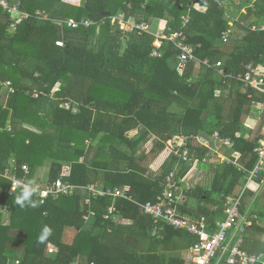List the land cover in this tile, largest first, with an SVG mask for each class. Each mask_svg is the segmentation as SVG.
<instances>
[{
  "label": "trees",
  "instance_id": "trees-1",
  "mask_svg": "<svg viewBox=\"0 0 264 264\" xmlns=\"http://www.w3.org/2000/svg\"><path fill=\"white\" fill-rule=\"evenodd\" d=\"M9 1L31 16L12 28L10 15L0 10V77L10 80L14 88L7 106L0 105V171L6 168L5 159L14 157L19 178L25 176L22 165L29 163L31 181L44 159L53 157L59 161L52 164L50 182L63 176L78 185L129 186V193L139 202L155 201L171 169L150 171L148 164H142L146 156L136 154L138 146L156 135L152 154L158 156L173 131L191 137L209 136L218 130L234 145L231 161L221 164L212 190L223 196L234 194L244 175L240 166L250 170L257 162L254 148L259 135L249 140L241 132L253 105L264 104V95L238 93L226 115L222 81L212 66L221 61L226 72L236 74L246 72V65L264 66V31L246 28L239 38L230 32L224 42L231 22L219 0H196L204 9L193 7L192 0H87L81 6L63 0ZM119 9L124 19L114 23ZM38 10L48 19L39 18ZM184 15L191 17L183 30L201 65L197 81L191 77L195 60L188 63L183 74L170 65V59L177 60L180 54L172 41L148 31L126 32L122 27L131 16L144 24L168 19V33L182 29ZM82 19L92 24L77 28L66 24ZM97 34L100 42L94 49ZM61 39L64 46L57 45ZM57 85L54 100L51 94ZM35 92L37 97H33ZM65 103L76 104L77 111L66 108ZM10 110V130H5ZM205 110L218 120L215 125L203 118ZM20 118L43 127V132L25 128ZM137 126L142 127L140 134L131 138L128 132ZM48 127L58 128L57 138ZM99 136L96 145L87 144ZM208 151L195 146L193 155L202 160ZM60 160L70 162L68 174H63ZM9 186L10 182L0 177V264H9L5 250L11 244L23 247L24 257L18 264H185L184 251L199 240L184 229L164 222L156 224L136 203L124 198H118L116 205L131 223L113 224L109 232L111 221L103 216L112 197L95 198L89 207L84 206L82 194L33 196V200L43 199L44 203L22 208L15 203L21 189L10 194ZM225 198L217 202L221 208ZM6 206L11 207L9 224L2 222ZM90 208L96 217L87 229L83 214ZM205 216L214 227V217ZM157 225L162 227L159 238L152 235ZM45 227L51 234L41 243L39 237ZM67 228L77 231L71 242L64 240ZM12 231L23 234L16 236ZM142 240L147 241L145 249L139 247ZM49 244L57 247L55 254L47 253Z\"/></svg>",
  "mask_w": 264,
  "mask_h": 264
},
{
  "label": "built area",
  "instance_id": "built-area-1",
  "mask_svg": "<svg viewBox=\"0 0 264 264\" xmlns=\"http://www.w3.org/2000/svg\"><path fill=\"white\" fill-rule=\"evenodd\" d=\"M0 10L10 15L12 19L11 27L16 28V25L24 20H27L31 14L22 10L18 5L11 4L9 0H0ZM36 15L41 19H48V15L45 16L43 11H36ZM182 29L171 31L164 34H157L158 38H167L172 41L179 49L180 54L177 57V68L179 71H183L186 65L195 60L194 46L187 41V35L183 28L187 27L190 22V15L182 16ZM66 24L69 27L77 28L81 24L89 26L92 21L82 19L81 22L76 20H68ZM122 27L128 31L140 30L150 32L149 25L144 23H137L133 21H127L122 24ZM264 31V25L259 27ZM225 33L223 41L228 40V34ZM159 42V41H158ZM58 46H64V40L57 41ZM205 64H209L208 60L204 61ZM218 68V72L225 78L233 79L240 84L242 92H246L249 96L253 94L264 95V72H260L256 68L247 67V71L244 73L226 72L222 68V62L219 61L215 64ZM6 84L11 86V91H14L11 81H7ZM66 108H72L74 112L77 111L76 106H71L69 103H65ZM216 137H219V132L214 133ZM191 137L179 134L172 136L166 142V151L168 152V158L170 160L177 158L180 162H188L191 159L189 141ZM198 144L210 147V141L207 137L196 136ZM222 144L232 148L233 141L229 138H220ZM254 152L257 155V162L254 167L247 172L246 183L240 194L232 197H227L226 207L224 210V216L222 219L214 221V227L208 222L206 216L199 217L197 219H190L183 216L178 208L179 203L183 198V188L181 186V180L179 174L175 169L170 170L166 176L163 184L162 192L157 196L155 201L139 202L129 193L130 187H115L104 188L94 184L78 185L71 183L70 181L58 177L54 182H34L33 186L36 188V192L33 196L37 198H47L52 196L59 198L61 196H72L82 194L84 206L91 207L93 199L102 197H112L113 202L107 207L104 213V219L111 221L108 225V231L111 232L114 228L113 224L128 223L122 217L121 211L117 208L116 200L118 198H124L136 203L141 212L145 215L153 218L154 222H164L177 229H184L191 234L199 238L190 248L184 251L185 264H264V256L258 254H251L244 249V238L248 227L253 223L251 214H242L241 202L242 195L249 188L250 184L256 182L264 174V132L257 140V145L254 148ZM22 169L25 172L24 178H19L15 169L6 166L3 171H0V177L7 179L10 182L9 192L12 194L15 190L21 189L17 187L15 190L12 188L14 181H29V166L23 164ZM96 217V211L92 208L88 209L83 214V220L88 223H93ZM160 230L162 227L156 226L152 231V235L160 237ZM57 251V247L50 244L47 247V253L52 254Z\"/></svg>",
  "mask_w": 264,
  "mask_h": 264
},
{
  "label": "crops",
  "instance_id": "crops-1",
  "mask_svg": "<svg viewBox=\"0 0 264 264\" xmlns=\"http://www.w3.org/2000/svg\"><path fill=\"white\" fill-rule=\"evenodd\" d=\"M123 1V0H119ZM259 0H219V3L221 4L226 17L231 22V28L230 31L233 33L234 38H239L240 36L236 37L235 34V27L238 26L237 24H242L245 26L244 30L246 28H251L252 30H261L259 27L264 25V0L260 3V6L258 7ZM63 2H68L74 5H85L87 0H63ZM191 5L198 9H204L196 0L191 1ZM124 19V12L122 9H119L117 15L113 18V22L117 23L118 21H121ZM130 21L137 22V16H131L129 17ZM167 23L168 19H154L149 23V29L150 33L152 34H164L167 30ZM263 31V30H262ZM225 42V41H224ZM195 65L194 68L191 71V77L194 81H197L200 74L201 65L200 62L195 59ZM170 65L174 68H177V60L175 58H171L169 61ZM216 73L217 78L221 79V91L224 95H230L231 98L233 96L237 95L238 93H244L242 92L240 88V84L236 82L233 79L225 78L218 72L217 66L215 64L212 66ZM247 67H251L246 65ZM188 64L183 69V71H179L181 74L184 72H187ZM224 68V67H222ZM256 68L260 72H264V66L259 65L257 67H251ZM178 69V68H177ZM225 69V68H224ZM9 80H4L0 77V105L3 107L7 106L9 95L12 93L11 86H8L6 82ZM246 93V92H245ZM226 95V96H227ZM38 93H33V97H37ZM52 99L57 100V97L54 96V92L51 94ZM74 106H77L76 104ZM253 106L258 108L260 110L264 108L263 103H255ZM178 109L177 107L174 108V110ZM253 109L251 110L250 118L245 121L243 124V129L241 134L245 135V137L249 140L254 139L257 135L261 137L262 133L264 132V116L258 117V119H253L252 114ZM260 112V111H259ZM203 112V118H205L209 123H212L214 120L217 122L218 120L214 117L206 118L204 117ZM260 115H264V112H261ZM259 115V116H260ZM247 116V117H248ZM213 118V119H211ZM51 120L52 118L49 117ZM21 122L23 126L27 129H30L32 131H35L38 134H41L43 132V127L35 126L32 123L25 122L23 119H21ZM260 120V123H259ZM10 121H11V110L9 111L7 120H6V126L5 130H10ZM141 126L132 127L130 131L128 132L129 136L131 138H137L141 131ZM49 131L53 132L54 136L57 138L59 134L58 128L48 127ZM219 132L218 130H215L213 134L209 136L204 135H196V136H204L207 137L210 141V147H205L197 143L195 137L192 136V138L189 141L190 146V153H191V159L188 162H180L178 160L173 161L168 158V152L165 149L158 155L154 156L152 154V149L155 146V143L158 139L156 135H152L147 141H144L140 144L143 148L146 150L144 151V155L147 158V161H142L143 165L149 166L150 171L153 172H159L161 170H165L168 167H172L177 171L179 174V179L181 180V186L183 188V198L181 202L179 203V210L183 216H186L190 219H197L198 216L202 217L205 216V214H209L212 217H214V220L222 219L224 216V208H221L217 202H219V199L221 197H232L236 196L234 194H230L227 196H223V193H220V195L216 192H213L212 185L213 182L218 175L219 172H221L223 163H229L231 161L230 159V151L233 148H230L227 145L222 144L220 138H222L219 134V137L215 136V132ZM57 132V134H56ZM180 133L178 131H173L172 135H179ZM249 135V136H248ZM250 135H254L253 138H249ZM230 139V138H229ZM93 140V139H92ZM90 142V143H89ZM87 144H91V139L87 140ZM234 145V142H233ZM195 146L196 147H205L209 151L207 155L200 160L198 157H195L193 153L195 152ZM137 156H139L138 152L136 153ZM7 160V165L5 166L12 167L15 169L17 173V166L14 162V157H11ZM83 160V158H81ZM55 161H59L53 157H47L44 159L43 163L37 167V170L33 176V179L31 181L33 182H46L49 181L50 177V171L52 164ZM60 162L63 164V174H68L70 171V162L66 160H60ZM145 162V163H143ZM5 163V161H4ZM24 164H27L29 166L28 162H24ZM23 166V165H22ZM30 168V167H29ZM69 169V171H68ZM240 170L244 173L243 177L241 178V185L242 190L245 186L246 179L244 182L243 178H247V172L249 171L243 166H240ZM251 170V169H250ZM24 171V170H23ZM30 172V169H29ZM18 175V174H17ZM29 175V174H28ZM42 177V178H40ZM46 179V180H45ZM251 186V187H250ZM250 188L244 192L246 195V200L243 204H241V212L242 214H251L254 216L255 224L248 227L245 238H244V249L247 250L249 253L251 251L260 250L259 255L264 256V174L261 176L259 180L256 182H253L250 184ZM241 190V191H242ZM1 187H0V195H1ZM237 192V191H235ZM221 213V216L219 217ZM11 220V207L6 206L3 210L2 215V222L4 224H9ZM128 223H121V224H130ZM91 222H88L86 224V228L89 229ZM12 234L22 235V232L18 231H12ZM12 245V244H11ZM50 245V244H49ZM54 245V244H53ZM16 246V245H12ZM22 247V246H20ZM10 245L7 246L5 250V254L9 258V264H18L20 260L24 257V250L22 252H18L19 256L16 253H10L8 250H10ZM23 249V247H22ZM21 251V250H20ZM22 253L23 255H20ZM255 254V253H251Z\"/></svg>",
  "mask_w": 264,
  "mask_h": 264
},
{
  "label": "rangeland",
  "instance_id": "rangeland-1",
  "mask_svg": "<svg viewBox=\"0 0 264 264\" xmlns=\"http://www.w3.org/2000/svg\"><path fill=\"white\" fill-rule=\"evenodd\" d=\"M47 14L45 13V16H46ZM133 22H135V21H133ZM150 25V24H149ZM238 26H236L235 27V34H236V37H238V36H240L241 34H242V32L244 31V28H245V26L244 25H242V24H237ZM126 32L128 31V28L126 27ZM126 34H128V33H126ZM99 42H100V35L99 34H97L96 36H95V38L93 39V42H92V44H93V48L94 49H96L97 48V46H98V44H99ZM225 45V44H224ZM226 46V45H225ZM188 71V70H187ZM62 84V83H61ZM60 84V85H61ZM60 85H57V87L55 88V91H54V93L56 92V90L60 87ZM227 95V94H226ZM224 96L225 97V100H226V103H225V114L227 115V112H229V108H230V104H231V102H232V98H231V96L230 95H227V96ZM254 111H253V113H251L252 114V118L253 119H258V117H263L264 115H260V113L261 112H264V108L263 109H261L260 108V110L257 108L256 109V107L255 106H253V108H252ZM260 111V112H259ZM260 115V116H259ZM204 117H206V118H210V117H212V114H211V112L209 111V110H205V113H204ZM247 118L249 119L250 118V116H248V117H245V121L247 120ZM211 119H213V118H211ZM259 123H260V120H259ZM212 125H215L216 124V121L214 120L212 123H211ZM56 134H57V132H56ZM249 136V135H248ZM254 137V135H250V137L249 138H253ZM99 140H100V136L98 137V138H96V139H91V144H97L98 142H99ZM119 142V141H118ZM90 143V142H89ZM125 149H127V150H129L128 148H126V146L124 147ZM143 150H146L145 148H143L142 146H138V148L136 149V152H138V154L140 155V154H143L144 153V151ZM143 163H145V162H143ZM173 167V166H172ZM172 167H170V169L172 170L173 168ZM167 169H169V167L167 168ZM40 178H42V177H40ZM244 179V182H245V179H246V177L245 178H243ZM46 180V179H45ZM241 183V182H240ZM242 186H243V184L241 185V184H239L237 187H236V189H235V191H237V192H234V195H238V194H240V192H241V190H242ZM251 187V186H250ZM249 187V188H250ZM246 195L247 194H243L242 195V204L245 202V200H246ZM76 229L75 228H67L66 229V231H65V234H64V240L66 241V242H71L72 240H73V238H74V236H75V234H76ZM140 243V245H139V247L141 248V249H145L146 247H147V241H144V240H142V241H140L139 242ZM10 247H11V249L10 250H8L10 253H16L18 256H19V254H18V252L17 251H19V252H22L23 253V249H22V247H20V246H12V245H10ZM21 250V251H20ZM22 253H20V255H23ZM52 254H55V253H52Z\"/></svg>",
  "mask_w": 264,
  "mask_h": 264
},
{
  "label": "clouds",
  "instance_id": "clouds-1",
  "mask_svg": "<svg viewBox=\"0 0 264 264\" xmlns=\"http://www.w3.org/2000/svg\"><path fill=\"white\" fill-rule=\"evenodd\" d=\"M33 183V181H14L12 184L13 190L22 185L20 194L15 198V203L22 208L25 206L37 207L39 204L44 203L43 199H40L39 201L33 200V194L36 192ZM50 234L51 230L48 227H45L39 237V241L43 243Z\"/></svg>",
  "mask_w": 264,
  "mask_h": 264
},
{
  "label": "water",
  "instance_id": "water-1",
  "mask_svg": "<svg viewBox=\"0 0 264 264\" xmlns=\"http://www.w3.org/2000/svg\"><path fill=\"white\" fill-rule=\"evenodd\" d=\"M105 14H107V15H110V12H104ZM7 160H5V164L7 165Z\"/></svg>",
  "mask_w": 264,
  "mask_h": 264
}]
</instances>
